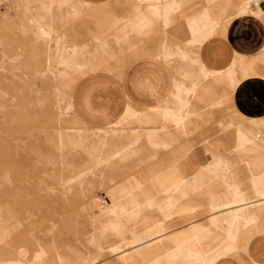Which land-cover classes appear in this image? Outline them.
Wrapping results in <instances>:
<instances>
[{"label": "rangeland", "instance_id": "rangeland-1", "mask_svg": "<svg viewBox=\"0 0 264 264\" xmlns=\"http://www.w3.org/2000/svg\"><path fill=\"white\" fill-rule=\"evenodd\" d=\"M250 1H245L247 8ZM126 3L129 2L117 0L116 5ZM203 11L196 14L198 25L205 22ZM112 12L79 0H0V264H109L106 262L109 256H116L120 247L129 245L137 248L132 252L123 250L122 263L139 255L148 264H156L161 258L165 264H211L223 253L199 249L197 230L186 238L185 250L181 233L167 235L174 205L171 194L185 192L182 180L173 179V185L167 186L168 175L160 179L165 199L156 202L152 197L155 191L152 181L141 186L136 179L133 171L142 164L149 174L154 172L153 155L147 153L143 157L147 149L142 146V132L145 131L148 145L166 146L169 141L165 137L156 138V128L150 126L154 119L150 111L133 114L128 122H136L137 126L128 125L126 119L106 129L90 130L74 125L71 87L78 76L93 69H106L114 77L110 60H120L125 49L137 52L149 49L147 44L128 41L133 37L130 34L135 31L134 23L129 26L122 23L118 34H107L104 38L102 34L107 29L85 23L88 18L119 22L120 17ZM155 13L163 17V11ZM214 22L212 27L206 23L199 25L203 36H192L184 46L161 43L160 54L174 67L175 74L186 71L187 83L175 79L172 97L176 104L164 106L159 112L180 126L193 113L188 108V96L211 98L213 92L203 80L221 75V70L204 68L192 59L196 44L214 32L217 20ZM199 28L194 27L196 34ZM29 54L36 56L26 58ZM235 65L233 61L226 70L232 83H236ZM257 135H264V123H255L252 136L239 125L238 144L251 141L256 147L257 141L264 142ZM226 167L227 163L214 154L201 176H194L190 189H199V178L220 175ZM118 182H124L121 192L129 189L127 199L131 201L105 206L97 203L99 211L91 218L89 235L76 233L77 228L76 234H71L63 217L79 201ZM232 193V198L223 202L212 198L210 208L215 210L244 200L240 191L233 189ZM259 194L264 195V190ZM139 195L144 196V202L134 201ZM152 208L161 212V218L150 224L152 219L140 212ZM104 213H123L125 217L103 225L100 219ZM222 219L228 222V237L233 236L230 227L233 222L247 221L243 206L228 208L222 217H212V223L218 225ZM142 227L143 231L136 232ZM168 240L177 242V247L165 248Z\"/></svg>", "mask_w": 264, "mask_h": 264}, {"label": "crops", "instance_id": "crops-1", "mask_svg": "<svg viewBox=\"0 0 264 264\" xmlns=\"http://www.w3.org/2000/svg\"><path fill=\"white\" fill-rule=\"evenodd\" d=\"M79 1L90 7L113 11L120 17L119 22L110 19L108 23L90 18L85 20L87 26L99 25L107 29L108 32L102 34L103 38L111 33L118 34L122 23L126 26L134 23L136 28L128 41L147 44L149 49L141 52L125 49L120 60H110L109 67L113 68L114 77L106 69H93L78 76L71 87V104L76 116L74 125L90 130L106 129L126 119L128 125L137 126L136 122H128L133 114L150 111L154 116L150 126L156 128V138L165 137L169 141L166 146L148 145L143 131L140 137L142 146L147 149L143 157L147 153L153 155L151 168L154 172L149 174L143 164L133 172L141 186L152 181L151 186L155 187L152 197L156 202L165 199L160 190V179L168 175L167 186L173 185V179L182 180L185 192L171 194L174 205L171 220L167 222V235L181 233L185 250L186 238L194 230L199 231V249L213 253L223 250L211 264H264V195L259 194L264 190V145H261L264 142L262 139L257 141L259 145L256 147L251 141L241 146L238 144L239 125L252 136L255 123H264V0H251L250 8L245 4L247 0H126L129 3L119 7L117 0ZM202 10L205 22L201 21L199 25L215 26L214 19L217 25L213 33L209 32L196 44V54L192 59L204 68L221 70V75L203 80V84L213 92L211 98L188 96V108L193 113L187 115L180 126L163 118L159 112L164 106L174 107L176 104L172 97L175 79L180 78L187 83L186 71L175 74L174 67L161 56L160 47L164 41L184 46L192 40V36H203L196 21V14ZM155 11H163V17L157 16ZM195 26L200 29L197 34ZM233 61L236 63L233 67L236 83H232L226 75ZM256 137L264 138V135ZM214 154L220 156L228 167L223 168L220 175L199 178V189H190L194 185V176H201L214 159ZM172 173L176 176L170 177ZM123 184H110L101 192L94 193L93 197L81 202L77 200L80 204L63 217L71 234L88 232L89 235L92 231L91 218L99 211L97 203L105 206L131 201L127 199L129 189L126 193L121 192ZM233 189L240 191L244 200L215 210L210 208L212 198L226 201L232 198ZM144 199L139 195L134 201L144 202ZM239 206H243L247 221L233 222L230 226L233 236L228 237V222L222 219L214 225L212 217H222L228 208ZM122 214L104 213L100 220L106 225L112 220L124 218ZM140 214L150 217V224L161 218V212L153 208L142 210ZM143 230L144 227L136 232ZM164 246L175 249L177 242L168 240ZM136 248L133 245L120 247L118 254L109 256L106 262L148 264V260L144 261L139 255H133V259L122 263L121 252H132ZM188 259L191 260L190 257ZM156 264H165V259L161 258Z\"/></svg>", "mask_w": 264, "mask_h": 264}, {"label": "bare ground", "instance_id": "bare-ground-1", "mask_svg": "<svg viewBox=\"0 0 264 264\" xmlns=\"http://www.w3.org/2000/svg\"><path fill=\"white\" fill-rule=\"evenodd\" d=\"M244 4V3H243ZM5 264V263H4Z\"/></svg>", "mask_w": 264, "mask_h": 264}]
</instances>
